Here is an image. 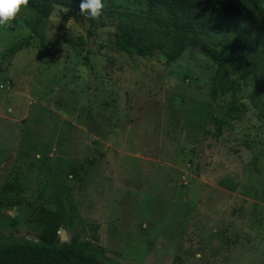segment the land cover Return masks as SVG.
Segmentation results:
<instances>
[{"label": "rangeland", "instance_id": "374dc122", "mask_svg": "<svg viewBox=\"0 0 264 264\" xmlns=\"http://www.w3.org/2000/svg\"><path fill=\"white\" fill-rule=\"evenodd\" d=\"M25 13L0 27V231L37 242L45 206L73 219L62 242L104 247V264H264V52L214 93L207 54L173 56L188 37L139 25L130 40L156 49L142 57L116 46V20L90 28L60 5L9 55L31 36ZM221 28L245 64L250 28Z\"/></svg>", "mask_w": 264, "mask_h": 264}, {"label": "trees", "instance_id": "16d2710c", "mask_svg": "<svg viewBox=\"0 0 264 264\" xmlns=\"http://www.w3.org/2000/svg\"><path fill=\"white\" fill-rule=\"evenodd\" d=\"M79 2L28 0V6L23 9L26 12L23 24L31 31V36L12 43L8 48L9 55L28 46L31 37L45 38L55 5L75 10L79 18L88 21L90 28L104 19L116 20V46L142 57H155L156 49L139 46L130 40L139 25L170 29L188 37V42L182 40L178 53L173 56L178 57L187 48L207 54L216 66L211 84L214 93L234 92L237 76L245 81L254 77L257 61L264 52V0H102V15L96 20L79 14ZM223 23L250 28L249 39L255 50L245 64H240L234 53L223 46L229 36V31L221 28ZM214 120L221 128V121ZM17 186L18 182L8 181L4 192ZM36 221L42 226L37 242L17 241L0 231V264H104V247L81 240L78 234L68 241H61V227L68 225L71 232H75L73 219H67L63 211L41 206Z\"/></svg>", "mask_w": 264, "mask_h": 264}, {"label": "clouds", "instance_id": "9594fccd", "mask_svg": "<svg viewBox=\"0 0 264 264\" xmlns=\"http://www.w3.org/2000/svg\"><path fill=\"white\" fill-rule=\"evenodd\" d=\"M28 6V0H0V27L10 28L22 9ZM79 14L96 20L102 15V0H80Z\"/></svg>", "mask_w": 264, "mask_h": 264}]
</instances>
